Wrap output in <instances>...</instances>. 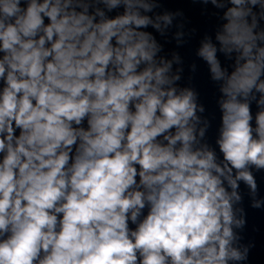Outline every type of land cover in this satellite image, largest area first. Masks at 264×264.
<instances>
[{
    "label": "clouds",
    "instance_id": "clouds-1",
    "mask_svg": "<svg viewBox=\"0 0 264 264\" xmlns=\"http://www.w3.org/2000/svg\"><path fill=\"white\" fill-rule=\"evenodd\" d=\"M187 2L0 0V264H264V0Z\"/></svg>",
    "mask_w": 264,
    "mask_h": 264
},
{
    "label": "water",
    "instance_id": "water-1",
    "mask_svg": "<svg viewBox=\"0 0 264 264\" xmlns=\"http://www.w3.org/2000/svg\"><path fill=\"white\" fill-rule=\"evenodd\" d=\"M164 7L175 10L177 8L183 9L186 13V15L191 19L192 26L197 27L200 31H203L211 26V21L205 20L203 17L199 15V7L196 5H193L191 3H188L187 0H166V3ZM195 40L192 41L190 48L184 49L183 54L186 56L187 62H191L192 59H194V56L192 55V52L190 49H194L195 47ZM201 84V87L204 88L208 102L211 104V87L204 85L202 81H199ZM264 223V216L258 212H252L249 210V235H251V227L252 225H260ZM258 241V249L256 253L254 254V259L259 260L260 259V252H259V240L260 236L257 234L256 236Z\"/></svg>",
    "mask_w": 264,
    "mask_h": 264
}]
</instances>
